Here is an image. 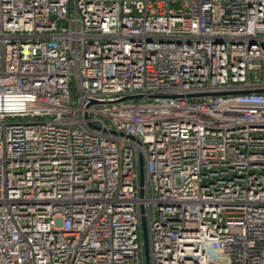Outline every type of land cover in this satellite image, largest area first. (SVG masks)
Instances as JSON below:
<instances>
[{"label":"built area","instance_id":"built-area-1","mask_svg":"<svg viewBox=\"0 0 264 264\" xmlns=\"http://www.w3.org/2000/svg\"><path fill=\"white\" fill-rule=\"evenodd\" d=\"M0 264H264V0H0Z\"/></svg>","mask_w":264,"mask_h":264}]
</instances>
